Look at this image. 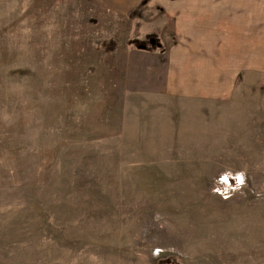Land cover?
<instances>
[{
  "label": "rangeland",
  "instance_id": "374dc122",
  "mask_svg": "<svg viewBox=\"0 0 264 264\" xmlns=\"http://www.w3.org/2000/svg\"><path fill=\"white\" fill-rule=\"evenodd\" d=\"M164 2L0 0V264H264L262 4L210 99L133 45L176 40L180 3L225 34L231 2Z\"/></svg>",
  "mask_w": 264,
  "mask_h": 264
},
{
  "label": "crops",
  "instance_id": "0c3cea01",
  "mask_svg": "<svg viewBox=\"0 0 264 264\" xmlns=\"http://www.w3.org/2000/svg\"><path fill=\"white\" fill-rule=\"evenodd\" d=\"M91 1L99 6L111 9L115 13L127 15L135 8L134 2L137 0ZM164 1L162 6L161 4L156 5L167 8L171 7L168 3L170 0ZM177 1L200 2L203 0ZM208 1L212 2V0ZM257 1L258 4L260 2L262 4L261 8H259L264 10V0ZM230 2L231 4H226L227 8L221 14L224 17L222 19V26H224V31L227 34H217L216 32L202 34L196 30V26L203 21L200 15L183 16L179 14V12H186L184 9L194 11L195 7H199V4L188 3L184 5L180 3L177 10H171L172 8H169L171 11L168 14L173 18V26L176 28L174 35L176 40L166 44L161 41L159 36L148 35L144 43L141 42V44H138V42L134 41L135 45L133 46L135 48L138 47L141 53L164 64V66L162 65L165 69L163 73V80L165 81L164 87L168 89L170 94L185 98L210 99H216L219 96L225 95L224 89H226L228 82H230L231 76L228 69L222 66V64H226L228 60L231 64L235 58V49L239 48L236 43L239 40L234 36V32L241 30L235 31L234 27L235 25L243 27L242 25L244 24L247 26L248 20L245 21L244 18L246 16L249 17L251 14L258 15L259 13V8L253 11L245 8L244 6L247 4L246 0H230ZM213 6L217 8L216 3ZM229 7L230 9H228ZM236 8L238 11H236ZM244 8L247 9L246 12ZM174 11L177 12L173 13ZM233 12H235L234 17H228ZM235 17L240 18L233 20ZM150 38L155 40L150 41Z\"/></svg>",
  "mask_w": 264,
  "mask_h": 264
},
{
  "label": "trees",
  "instance_id": "16d2710c",
  "mask_svg": "<svg viewBox=\"0 0 264 264\" xmlns=\"http://www.w3.org/2000/svg\"><path fill=\"white\" fill-rule=\"evenodd\" d=\"M151 37V36H150ZM151 39V38H150ZM153 40H155V39H151L150 41H153ZM130 42H133V41H130Z\"/></svg>",
  "mask_w": 264,
  "mask_h": 264
}]
</instances>
